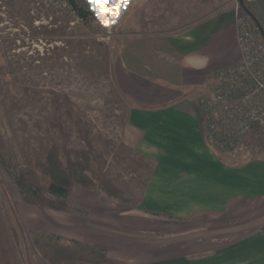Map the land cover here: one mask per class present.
Returning a JSON list of instances; mask_svg holds the SVG:
<instances>
[{"label":"rangeland","instance_id":"obj_1","mask_svg":"<svg viewBox=\"0 0 264 264\" xmlns=\"http://www.w3.org/2000/svg\"><path fill=\"white\" fill-rule=\"evenodd\" d=\"M55 1L0 0V154L9 162L10 170L18 172L44 154L45 140L51 138L60 144L59 130L49 127L53 121V92L63 108L67 107L64 97L68 98L74 114L92 127L93 136L110 140L126 154L142 156L133 147L139 136L128 123L131 108L167 107L181 96L175 78L162 79L148 61L154 58V35L163 33L155 22L154 0H129L111 28L99 25L89 0L85 2L94 21L79 19L69 6ZM166 14L171 20L169 8ZM172 27H176L175 22L167 23L168 35ZM148 50L151 53L147 54ZM166 58L156 55L158 60ZM213 86L214 80L209 78L196 88L198 95L188 103L200 119L197 102ZM63 128L72 145L81 147L66 117ZM95 144L105 152L108 178L124 191L128 202L102 200L100 192L78 186L74 187V196L81 190L89 205L95 201L116 209L134 207L146 173L129 161L113 159V155L122 157V153L104 147L100 141ZM231 152L241 161L264 158V128L252 130L235 150L215 153ZM73 213L74 209L69 211ZM57 214L55 210L24 204L0 160V264H51L42 255L45 249L41 235L74 240L59 236ZM250 217L264 220V214H245L240 221H249Z\"/></svg>","mask_w":264,"mask_h":264},{"label":"crops","instance_id":"obj_2","mask_svg":"<svg viewBox=\"0 0 264 264\" xmlns=\"http://www.w3.org/2000/svg\"><path fill=\"white\" fill-rule=\"evenodd\" d=\"M245 1L264 30V0ZM154 12L163 33L154 35L148 61L162 79L175 78L181 96L167 107H134L128 114L139 136L133 147L152 162V172L127 209L89 205L73 187L68 202L76 213L55 211L58 234L104 248L126 264H264V220L253 217L264 214V158L215 153L188 107L215 70L239 62L235 6L229 0H154ZM170 22L176 27L168 35ZM158 54L167 58L158 60ZM245 214L253 218L240 221Z\"/></svg>","mask_w":264,"mask_h":264},{"label":"trees","instance_id":"obj_3","mask_svg":"<svg viewBox=\"0 0 264 264\" xmlns=\"http://www.w3.org/2000/svg\"><path fill=\"white\" fill-rule=\"evenodd\" d=\"M68 3L73 15L81 20L94 21L93 14L88 9L85 0H68ZM243 4L249 10L245 0ZM239 9L246 13L240 5ZM51 96L55 97L52 106L53 121L49 127L59 130L60 144L51 138L45 140L44 154L18 172L10 170L9 162L4 159V155L0 154V160L4 163L20 200L24 204L43 209L69 212L73 211L68 203L70 192L73 187L78 186L82 189L100 192L103 194L102 200L127 203L124 191L108 178L104 168L105 152L97 148L95 141H100L104 147H110L116 153L123 154L122 157L113 155L115 161H129L134 166L142 167L147 176L152 172V162L133 152L124 153L121 147H115V144L100 135L93 136L92 127L74 114L73 105L67 97H64L67 107L63 108V105L57 102L55 93L52 92ZM65 117L72 122L81 147H74L69 135L64 131L63 119ZM257 129L259 127L254 126L253 131ZM0 145L1 148V140ZM262 231L264 232V228ZM41 237L45 249L42 255L51 264H125L109 258L106 249L101 247L89 246L76 240H63L54 235L43 234Z\"/></svg>","mask_w":264,"mask_h":264},{"label":"built area","instance_id":"obj_4","mask_svg":"<svg viewBox=\"0 0 264 264\" xmlns=\"http://www.w3.org/2000/svg\"><path fill=\"white\" fill-rule=\"evenodd\" d=\"M232 2L239 62L215 70L212 91L197 102L205 139L215 152L233 151L254 126L264 128V40L237 0ZM54 3L69 6L68 0Z\"/></svg>","mask_w":264,"mask_h":264},{"label":"clouds","instance_id":"obj_5","mask_svg":"<svg viewBox=\"0 0 264 264\" xmlns=\"http://www.w3.org/2000/svg\"><path fill=\"white\" fill-rule=\"evenodd\" d=\"M95 9V16L101 27L111 28L118 23V18L128 5L129 0H89Z\"/></svg>","mask_w":264,"mask_h":264},{"label":"water","instance_id":"obj_6","mask_svg":"<svg viewBox=\"0 0 264 264\" xmlns=\"http://www.w3.org/2000/svg\"><path fill=\"white\" fill-rule=\"evenodd\" d=\"M237 2H238V5H240L243 8V10L247 13V15L252 19V21L254 22L257 30L259 31L261 37L264 40V30L261 28V26L259 25V23L255 19V17L252 15V13L244 6L243 0H237Z\"/></svg>","mask_w":264,"mask_h":264},{"label":"snow or ice","instance_id":"obj_7","mask_svg":"<svg viewBox=\"0 0 264 264\" xmlns=\"http://www.w3.org/2000/svg\"><path fill=\"white\" fill-rule=\"evenodd\" d=\"M125 7H127V5H125Z\"/></svg>","mask_w":264,"mask_h":264}]
</instances>
